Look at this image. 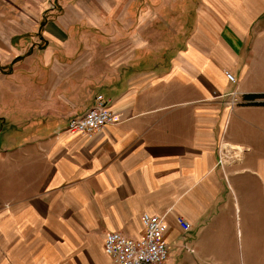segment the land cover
I'll return each instance as SVG.
<instances>
[{"label":"crops","instance_id":"1","mask_svg":"<svg viewBox=\"0 0 264 264\" xmlns=\"http://www.w3.org/2000/svg\"><path fill=\"white\" fill-rule=\"evenodd\" d=\"M169 12V37L156 35L169 53L122 48L120 63L99 64L91 52L84 65L48 52L15 68L24 80L9 87L30 130L0 142V264H114L106 235L141 238L145 213H169L164 264H258L264 105L248 97L264 95V0H186ZM98 95L119 123L68 132Z\"/></svg>","mask_w":264,"mask_h":264},{"label":"rangeland","instance_id":"2","mask_svg":"<svg viewBox=\"0 0 264 264\" xmlns=\"http://www.w3.org/2000/svg\"><path fill=\"white\" fill-rule=\"evenodd\" d=\"M185 4L186 0H0V116L21 122L0 124V142L26 136L30 130L21 115L20 105L26 100L9 87L19 86L18 78L24 80L15 68L25 71L29 62L41 63L48 52L55 53L53 61L84 65L91 52L98 53L99 64L114 54L119 55L115 64L120 63L124 52L169 53L168 38L166 44L156 35L169 37V11ZM258 264H264L263 247Z\"/></svg>","mask_w":264,"mask_h":264},{"label":"built area","instance_id":"3","mask_svg":"<svg viewBox=\"0 0 264 264\" xmlns=\"http://www.w3.org/2000/svg\"><path fill=\"white\" fill-rule=\"evenodd\" d=\"M229 81L235 82V77L226 72ZM236 95V93L232 94ZM237 102L234 97V104ZM257 102L255 101H250ZM233 104V105H234ZM118 119L109 108V101L104 96L98 95L95 105L89 108L83 115L72 117L68 121L67 131L73 134L93 136L106 126L117 125ZM228 147L222 144L219 149V165L224 168L229 159ZM234 150L231 159H239L240 149ZM145 213L142 217L144 234L139 239L128 238L119 232L108 233L105 237V253L113 260L114 264H164L168 259V245L164 235L168 230L167 217ZM177 223L180 228L187 232L191 225L184 217L179 216ZM191 253L194 250L187 248Z\"/></svg>","mask_w":264,"mask_h":264},{"label":"trees","instance_id":"4","mask_svg":"<svg viewBox=\"0 0 264 264\" xmlns=\"http://www.w3.org/2000/svg\"><path fill=\"white\" fill-rule=\"evenodd\" d=\"M248 98H249L251 101H255V100H257V99H262V98H264V95H252V96H249ZM252 104H260V105H264L263 102H261V103H258V102H252Z\"/></svg>","mask_w":264,"mask_h":264}]
</instances>
